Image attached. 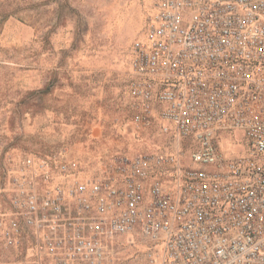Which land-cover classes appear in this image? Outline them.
<instances>
[{
    "label": "built area",
    "instance_id": "2783aa9c",
    "mask_svg": "<svg viewBox=\"0 0 264 264\" xmlns=\"http://www.w3.org/2000/svg\"><path fill=\"white\" fill-rule=\"evenodd\" d=\"M131 68L134 122L156 116L163 134L190 140L194 167L119 154L112 178L44 196L29 182L14 203L36 253L48 264H103L105 240L138 232L160 264H264V0H154ZM232 133L244 144L236 157L222 142ZM174 164L170 188L152 178ZM20 231L13 220L2 235L13 244Z\"/></svg>",
    "mask_w": 264,
    "mask_h": 264
},
{
    "label": "rangeland",
    "instance_id": "374dc122",
    "mask_svg": "<svg viewBox=\"0 0 264 264\" xmlns=\"http://www.w3.org/2000/svg\"><path fill=\"white\" fill-rule=\"evenodd\" d=\"M153 13L154 0H0V264H48L14 203L29 182L44 196L112 178L119 154L163 153L194 167L190 140L163 134L157 117L134 122L132 44ZM222 142L228 155L244 153L241 135ZM71 163L75 169L60 172ZM175 166L152 178L170 188ZM13 220L21 231L8 244L2 233ZM155 253L138 232L117 235L105 240L103 264H160Z\"/></svg>",
    "mask_w": 264,
    "mask_h": 264
},
{
    "label": "crops",
    "instance_id": "0c3cea01",
    "mask_svg": "<svg viewBox=\"0 0 264 264\" xmlns=\"http://www.w3.org/2000/svg\"><path fill=\"white\" fill-rule=\"evenodd\" d=\"M143 38H144V36H143ZM154 105H155L157 108L159 107L158 104H157V105L154 104ZM153 119H154V122H155V121H156V120H155V119H156V116H155ZM149 182H150V180H147V181H146L147 185H148Z\"/></svg>",
    "mask_w": 264,
    "mask_h": 264
}]
</instances>
